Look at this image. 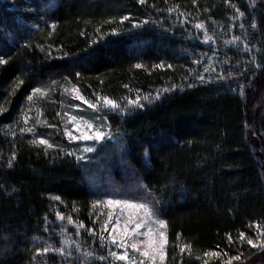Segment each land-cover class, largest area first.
I'll use <instances>...</instances> for the list:
<instances>
[{"label":"trees","instance_id":"16d2710c","mask_svg":"<svg viewBox=\"0 0 264 264\" xmlns=\"http://www.w3.org/2000/svg\"><path fill=\"white\" fill-rule=\"evenodd\" d=\"M196 24L243 25L250 50L242 57L222 46L213 57L209 46L195 68ZM0 55L8 61L0 65V264H71L43 252L54 214L81 223L86 240L98 229L92 181L101 172L123 184L125 198L159 201L164 264L258 257L247 238L264 230V0H0ZM208 65L216 72L199 81L195 70ZM70 88L116 101L160 96L108 117L116 145L99 146L94 165L65 153ZM107 157L127 167L132 185L100 161Z\"/></svg>","mask_w":264,"mask_h":264},{"label":"rangeland","instance_id":"374dc122","mask_svg":"<svg viewBox=\"0 0 264 264\" xmlns=\"http://www.w3.org/2000/svg\"><path fill=\"white\" fill-rule=\"evenodd\" d=\"M240 20L242 21V19H239V21ZM221 29L224 30L223 28L209 29L205 25L204 29L195 27L196 32L194 34V39L199 42L200 46H203L200 51L201 53H199L194 58L195 68L198 65H203V59L209 57V54L204 49L209 48V46L215 50L216 55H214L213 57H217V52L220 51L222 46L227 49L230 48V50L237 52L239 56L242 57H244V55L248 53V51L250 50L248 41L244 37H242V34L240 33L245 32V29L243 27L239 26L238 29L235 27H231V30L229 32H223ZM205 33L208 36L212 37V40L208 43L203 42L205 39ZM197 58L199 62H197ZM206 63H208V60L206 61ZM210 63H212V61ZM213 68L214 66L212 67L208 65L202 70H195V77H198L199 79L200 76H203L205 79V74H207L208 72H216V70H213ZM170 89H174V87L171 86ZM66 94L70 103V107H68V109L64 112L65 115L63 116L62 125L60 126V130L64 135V141H66L65 153L69 154V156L73 157L75 160L82 161L83 163L93 161L92 163L94 165V160H96L97 155V148L101 145L106 146L108 141H112L114 143V129L110 124L108 117L112 116L118 118L120 116L126 115L127 111L138 109L139 107L135 105H129L127 103L128 100H134L137 96L141 98L140 102L143 104L148 103L150 99L157 98L156 94L153 96L147 95L149 97L148 100L143 99V97H145L146 95H136L133 98H125L122 101H117V103L121 105L120 109H111L107 105H104L101 100L97 109H91L87 104L83 102V100L78 99L77 97L82 96L84 97V99L93 103L96 102L97 98L101 97H87L76 88H70L66 92ZM73 117H76V119L73 120ZM89 124H95L97 131L103 130L105 133H110L111 139L99 143L93 140H84V135H88L90 133L94 135L93 130L88 127ZM68 133H71V136H69ZM75 136H80L81 138L79 140L73 139L72 137ZM38 140L35 141L38 142ZM112 145L115 146L116 144L114 143ZM87 147H94L95 151L88 153L85 151ZM110 153L112 156L113 152L108 150L107 154L110 155ZM77 157H83V159H77ZM107 159H101L100 161L105 160V162H107V164L110 165L112 169L114 168L115 173H113L115 174V178L125 180V182H127L126 186L132 185V182L130 181L131 179L127 178V167L120 162L115 164L114 162H112L114 159L111 160V158L108 157ZM100 171L102 170H99V172L97 171L98 174L100 173ZM100 174L103 178L92 181V185L96 186L99 190L98 199L94 204V223L98 229L91 227L88 231V238H86V240H83L81 238L83 227L79 229L76 227V225H81V223L75 221L73 218V223H69L67 219L69 216H66L64 213H60L59 211H57L61 215H63L65 219L60 220L56 216L57 212H55V222L51 224V227L54 229V233L51 232L52 234L50 235V240H52V243L47 246L50 249L47 253L52 252L53 254L71 264H77L79 260L81 261V264H127L126 261L115 260L109 255V252H118L119 254L124 253L125 249L118 247V244L123 238V229L125 227V224L129 221L130 218L135 219L138 216H142L143 213L140 209L131 208L124 204L109 205L108 200L125 199L126 195L128 196V194L126 193L127 191L126 189H124L123 184L120 185L115 183L114 181H111L109 178H107L108 175H106V172H101ZM133 186L136 194L143 189V187L137 183ZM137 195L139 197V199H137L138 201H148L147 199H145V197L141 196V194ZM117 221H119V226H117ZM105 225H107V228H105ZM128 227L130 228L131 225L129 224ZM150 227L153 228L154 232L159 228L158 225H150ZM113 228H115V232H113ZM93 229H95V232H92ZM162 230L165 232V227ZM113 236H115L116 243H113ZM140 239H144V237H140ZM259 239L260 237L256 240V242H259ZM132 242H134V240L131 236H129L125 240V243L128 246L127 251L129 256L137 261L144 259L145 264H151L150 261H147L146 258L141 257L138 252L130 247ZM53 248H63L64 254L61 255L59 252L53 251ZM255 249L259 251L258 257L249 262L245 261L242 264H264V249ZM69 252H71V255H68ZM89 253L91 255H86ZM99 257H106V259L101 260L99 259ZM164 263L165 259L163 261H160L159 258H157L156 264ZM232 264L237 263H234V260H232Z\"/></svg>","mask_w":264,"mask_h":264},{"label":"snow or ice","instance_id":"6c2138e0","mask_svg":"<svg viewBox=\"0 0 264 264\" xmlns=\"http://www.w3.org/2000/svg\"><path fill=\"white\" fill-rule=\"evenodd\" d=\"M139 3L141 5H144L146 3V0H139ZM169 12L175 11V9H169ZM237 11L239 12L240 16H243L244 13L240 12L239 9H237ZM129 20L128 16H124L121 19V23H123V21H127ZM149 21H144L143 23H148ZM140 24H134L133 27H139ZM53 27H55L53 25ZM196 28H200V29H204V25L203 24H196L195 25ZM240 27H243V25H240ZM116 32V29H113V33ZM238 39V38H235ZM212 40L211 36H208L205 33V39H204V43H208ZM7 59H5V57L3 55H0V65L3 64H7ZM198 62V61H197ZM163 65H161L162 67ZM136 68H141L142 65L141 64H136L135 65ZM168 67H172V65H168ZM257 67H260V65H257ZM77 75H80L79 73H77ZM200 80H204L203 76L199 77ZM127 87V86H126ZM34 91L39 92L40 89H35ZM165 92L169 91V89H165ZM160 93L157 92L156 93V97L157 99L159 98ZM78 99L83 100V102L85 104L88 105L89 108L91 109H97L98 105L100 104L101 100L103 102L104 105H107L109 108L111 109H120L121 105L117 103L116 100L111 99L109 97H102V98H97L96 102H90L86 99H84V97L82 96H78ZM29 100L32 99V97L30 96L28 98ZM144 100H148L149 97L145 96L143 97ZM141 98L139 96L136 97V99L132 100H128L127 103L129 105H135L139 108H143L144 105L143 103L140 102ZM73 120L76 119V117L72 118ZM89 128H91L93 130V134H88V135H84L83 139L84 140H93L95 142H104L105 140H110L111 136L110 133H105L103 130H96V126L95 124H89L88 125ZM29 132L32 131L31 128L28 129ZM69 136H71V133H68ZM73 139L79 140L81 137L80 136H75L72 137ZM39 144L41 145H46L48 148H52L53 145L47 140L44 139L43 137H40L38 140ZM86 152L91 153L93 151H95L94 147H87L85 149ZM77 159H83V157H77ZM143 187V186H142ZM145 190H147L145 188ZM57 200L60 199V197H56ZM108 204L112 205V204H124L128 207L131 208H136V209H140L143 213L142 216H138L135 219L130 218L129 221L125 224V227L123 229V238L122 240L119 242L118 247L120 248H124L125 251L123 254H119L118 252H109V255L111 257H113L115 260H119V261H126L127 264H145V260L141 259L139 261L132 259L127 251V245L125 243V240L131 236L134 240V242L131 243L130 247L135 250L136 252H138L140 254L141 257L146 258L147 261H150L151 264H156V260L157 258H159L160 261H163L165 259V248L166 245L168 243L167 241V237L165 232L162 230L164 227H166V221L162 220L159 218V213L161 211V209L159 207H157V205L159 204L158 200L152 199L150 201L144 202V201H138L136 197L131 196L125 199H110L108 200ZM56 216L60 219V220H64L65 217L63 215H61L59 212L56 213ZM69 223H73V220L71 217L67 218ZM131 225V227L129 228L128 225ZM150 225H158L159 228L157 229V231H153V228L150 227ZM117 226H119V221H117ZM76 227L82 228L84 227L82 224L81 225H76ZM257 229H260V225L257 224L256 225ZM105 228H107V225H105ZM92 232H95V229L92 230ZM113 232H115V228H113ZM246 234L244 232L240 233V239L243 241L245 239ZM258 236L260 237L259 242L254 241L252 238H247V244L252 246L253 248H257V249H264V230H261L258 232ZM140 237H144V239H140ZM232 237L229 236V241L231 242ZM113 243H116V239L115 236H113ZM142 246V247H141ZM79 247V246H77ZM189 246H185V248H187ZM49 247H44L43 248V252L47 253L49 252ZM53 251H57L59 252L61 255L64 254V249L63 248H53ZM39 251V250H38ZM181 251H184V248L181 249ZM213 256H219L220 253L218 252H213L211 253ZM68 255H71V252L68 253ZM86 255H91L86 254ZM205 256L208 255V253L204 254ZM99 259L104 260L106 259V257H99ZM241 259V256L237 255L232 257L230 260L226 261L225 264H232V260H237L239 261Z\"/></svg>","mask_w":264,"mask_h":264}]
</instances>
